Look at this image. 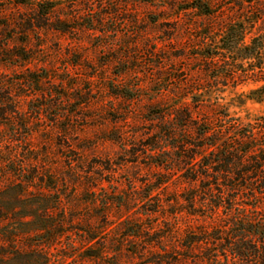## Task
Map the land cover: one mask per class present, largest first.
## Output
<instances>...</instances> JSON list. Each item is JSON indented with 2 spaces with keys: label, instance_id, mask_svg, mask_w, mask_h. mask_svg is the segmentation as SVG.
<instances>
[{
  "label": "rangeland",
  "instance_id": "1",
  "mask_svg": "<svg viewBox=\"0 0 264 264\" xmlns=\"http://www.w3.org/2000/svg\"><path fill=\"white\" fill-rule=\"evenodd\" d=\"M258 11L264 0H0V264H264L261 155L200 174L191 133L163 131L174 110L216 103L264 123L251 83L195 89L202 31Z\"/></svg>",
  "mask_w": 264,
  "mask_h": 264
},
{
  "label": "trees",
  "instance_id": "2",
  "mask_svg": "<svg viewBox=\"0 0 264 264\" xmlns=\"http://www.w3.org/2000/svg\"><path fill=\"white\" fill-rule=\"evenodd\" d=\"M200 13L211 18L219 15L211 11ZM229 18L227 21L221 19L214 28L208 27L202 31V46L205 48L198 58L201 61L198 63L201 84L195 89L207 92L211 89L219 90L221 87L251 83L254 87L250 93L256 99H263L264 13L258 11ZM201 94L193 97H200ZM186 95L181 93L179 97L183 99ZM198 100L195 99V102ZM222 107L216 103V108L211 109L208 117L190 110L187 106L178 108L170 113L169 127L163 129L170 139L181 138L188 131L191 133L196 141L193 145L199 150L195 152L198 154L197 162L201 163L197 169L200 174H205L214 162L221 164V169L215 168V172L226 173H230L239 162H256L258 155H261L260 162L264 163V141L261 139L264 123L243 124L228 116L226 111H219ZM252 167L257 170L260 165L255 163ZM237 175L240 177V173Z\"/></svg>",
  "mask_w": 264,
  "mask_h": 264
}]
</instances>
